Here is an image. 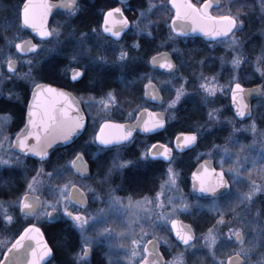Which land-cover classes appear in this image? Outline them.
<instances>
[{
  "label": "flooded vegetation",
  "instance_id": "1",
  "mask_svg": "<svg viewBox=\"0 0 264 264\" xmlns=\"http://www.w3.org/2000/svg\"><path fill=\"white\" fill-rule=\"evenodd\" d=\"M12 7V11L9 10V19H14L18 23L17 30L8 31L5 36L10 33L18 32L21 38L24 40H32L37 44L41 43V39H38L30 31L21 27L17 20L18 9L22 8L23 0H6ZM5 0H0V14L1 5L5 4ZM51 2H58L59 0H49ZM226 0H214L213 7L210 9L213 15L225 14L222 11L223 4ZM160 6L161 0H79L80 11L71 16L68 20V12L63 7H59L53 11L47 22L49 29L60 28L61 40L68 41L69 33L72 31H88L92 28H97L103 25V14L108 8L122 7L123 13L116 14L118 18L127 16L129 24L124 29L122 39H119V44L125 47L130 53L131 59H128L125 63H121L119 59L120 47L112 44L109 41L105 51L101 52L97 47V37L93 36L89 39L88 44L92 45V53L96 55L106 54L110 63L105 64L103 67H94L89 69V74L86 79L80 81H73L69 73L64 72V66L69 60V56L65 53H69L72 48L68 47L69 43L61 46V50L52 61L46 60L42 65V76L45 79L39 83H47L53 86L65 89L72 93L81 105V109L85 116L87 131L71 145L58 149L50 154L47 162L44 165V171H46V165L48 162H55L60 166V179L67 180L69 183L68 196L71 185L75 184L78 189H83L85 205L81 206L80 203H71L69 206L73 211H83L85 215H96V221H93L91 227L100 225L103 219L100 218V212L98 210L103 209L107 219L104 220L106 227H112V224H120L122 229L131 230L128 237V243L137 241L135 251L137 255L133 257L134 262L130 264H141V261L147 256L149 260H152L154 264H173L180 254H183V264H205L208 261V256L205 250L196 249L193 250V246H185L174 238L170 220L179 219L187 226H191L194 230L195 236L202 234L206 230H209L215 226V229H223L228 225H222L218 227L217 221L220 216L224 217L225 221L231 223V225H238L240 217L239 214L240 199L238 194L246 192L247 181L242 177L241 179H235L229 174L227 169L232 168V165L228 164L225 167V176L230 182L231 187L221 188L219 194L213 197L212 193L200 192L198 187L193 188L192 175L193 172L199 167V165L207 162L211 168L219 169L221 165L218 159L206 155H201L200 158H193L190 153L193 149L198 151H205L212 144L220 145L222 140L226 138L224 128H217L212 131L203 126L199 127L202 122H205L206 116L210 110L215 109L216 106H221V96H214V103L209 102V108H204L199 103L197 94L203 92L198 86L201 80V74L205 77L216 76L217 83L228 84L230 83L229 94H226V106L222 113L218 116H227L233 118L236 125H242L245 122L239 121L235 117L231 105V93L234 87L235 81H232L233 76L238 74L239 82L244 85V88H260V95L250 101L249 110L251 117L256 112L260 114L264 113V82L256 77V73L250 70V66L245 70H236L235 68L218 69L216 63H211V57L213 55H219L223 47L221 43L224 39L208 38L198 34H177L175 37L170 36L171 30V18L176 15V9L171 5L170 0H164L163 10H155L149 16V21L153 23L149 26L146 32L140 31L142 28L143 15L141 12L148 7V3ZM193 3L202 4L203 0H192ZM239 0L233 1L230 4L231 12L236 13L239 11ZM242 12L240 19L244 22H250V19L254 15L251 11L253 9L250 6L242 2ZM219 5V8L217 7ZM155 6V7H157ZM67 21V24L64 22ZM141 26V27H140ZM121 25L117 24L116 28L119 30ZM179 27V26H177ZM70 28V29H69ZM23 29V30H22ZM1 30V27H0ZM185 32V31H184ZM240 30H236L235 34H240ZM110 36V34H108ZM246 31L242 33L241 37L244 39L248 37ZM172 38V45L167 44L163 47L160 43H163L168 38ZM101 37L100 39H104ZM248 43L249 47L255 45L256 41H253L255 37L250 38ZM133 41H139L141 48H134ZM250 44V45H249ZM258 49L254 48V52ZM262 51V50H261ZM38 52V50L36 51ZM167 52L170 54L173 62L178 66V72H172L166 74L152 69L149 66L150 59L156 55V53ZM33 55L30 53L25 58ZM72 68L79 67V64H72ZM222 70V71H221ZM221 73L219 74V72ZM41 76V77H42ZM93 77L96 79L93 80ZM187 77V82L183 79ZM172 79L175 92L176 87L180 83L188 89L186 95L181 99L178 107L172 111L166 113L163 106L165 104V94L159 88L162 79ZM152 79L153 84L157 87L161 96L160 103H153L145 99L144 87L148 84V80ZM246 79L247 81L241 80ZM184 81V82H183ZM211 81V80H210ZM212 82V81H211ZM134 84L139 87L138 93L135 95L131 93L130 88ZM34 87V86H33ZM33 89V88H32ZM114 90L117 96V101L112 106L105 108L99 103V97L104 95L105 92ZM22 94L18 96L22 101V105L18 101L4 100V97L0 95V105L7 104V109H0V140L5 137H10L9 141H6L0 146V155H3L5 159L8 158L7 153L11 151L9 144L14 148L15 134L23 128L26 123V107L30 100V94ZM90 96L97 98L96 102H89ZM172 97V96H171ZM15 98V97H14ZM17 98V96H16ZM18 99V100H19ZM20 101V100H19ZM211 101V100H210ZM18 103V104H16ZM19 105V106H18ZM90 105V108H89ZM20 110H16V108ZM136 107V112H133ZM92 108V112L90 109ZM139 108V109H138ZM141 109H151L153 113H162L164 115L165 126L156 132L150 134H143L136 130L133 139L130 142H125L123 146H108L102 147L97 141L91 140V137L95 132L99 131V125L97 127L91 126V116L89 111L94 115L97 114L99 118H102V124L104 119H111L122 124H133L134 120L142 112ZM175 112V115L172 112ZM5 114L10 115V119L1 120ZM184 124L185 127L179 125ZM91 133L89 134V131ZM206 129V131L204 130ZM197 132V141L194 144L187 146L182 150H177L175 147L177 136L180 133L185 132ZM239 138V142L244 138L243 135H239L235 140ZM234 140V141H235ZM159 142V143H157ZM153 144L161 147L159 150H164L163 145L167 144L172 149L171 164L169 160L163 156L151 158L148 163H138L135 166H129L124 169L113 168L111 162L112 153L116 150L123 152L122 159L135 160L140 156L146 148H150ZM87 145V146H85ZM99 148H103L99 151ZM239 148V147H238ZM84 152V160L86 161L88 175L83 177L76 174L68 164V161L75 157L76 152ZM14 155L19 156L23 161L21 164L13 165H0V213L5 214L2 209H8L9 215L14 217L11 223H6L4 217L0 215V246L5 247L3 252L0 253V260H3L5 253L11 248V244L15 242V237L23 231L24 227H27L29 223L36 224L43 230L44 241L52 248V252L49 257L41 262V264H76L74 261V253L81 249L83 244L80 239L79 228L75 226V223L63 213L64 206H59V210L56 211V219L50 221L49 217L43 214L41 211L38 215L25 217L15 206L18 198H22L25 192H29L28 184L32 182V177L37 174L41 161H38L30 156L17 153ZM226 164V162H225ZM172 167L176 173V182L169 183L170 176L168 169ZM111 169V174L109 170ZM67 176V177H66ZM59 184L60 182L57 181ZM198 184V183H196ZM115 189V193L111 192V189ZM225 189V192H224ZM33 194L37 196L42 202L44 198L42 195L33 190ZM118 195L123 198V203L136 204L135 210L138 212L135 223L123 224V213L117 209L116 206H110L109 196ZM202 195H205L202 197ZM209 196V197H208ZM17 198V200H16ZM147 200V203L144 201ZM164 203V211L172 208L173 205H179L182 202L190 204L188 210H178L177 214L180 216L171 215L169 221L162 222L157 219V213L161 212L160 202ZM218 202L219 209L212 207L210 203ZM198 203L200 206H193ZM210 206V207H209ZM51 209H49L50 211ZM114 215L115 217H111ZM104 225V224H102ZM105 226V225H104ZM229 227V226H228ZM69 231L72 237L68 241L67 246L64 248V230ZM5 238H11L10 242L5 241ZM234 241L236 240L234 235ZM148 241H152L149 244ZM196 239L194 241V244ZM134 247V246H133ZM152 250L151 255L145 251V249ZM133 250V249H132ZM132 253V251H131ZM159 253V256L156 255ZM214 255L221 259H224V264H227L229 257L235 256L234 249L229 242L220 240L217 247L214 249ZM88 264H120L113 263L108 256L105 255L104 247L101 244L92 247V253L88 257Z\"/></svg>",
  "mask_w": 264,
  "mask_h": 264
},
{
  "label": "snow or ice",
  "instance_id": "2",
  "mask_svg": "<svg viewBox=\"0 0 264 264\" xmlns=\"http://www.w3.org/2000/svg\"><path fill=\"white\" fill-rule=\"evenodd\" d=\"M170 3L176 9V15L171 18V30L170 36L175 37L177 34L187 35L186 32L180 27H177L176 20L184 19L191 20L194 27L191 29L193 32L199 30L204 34L205 37L215 39H227L228 47L235 50L234 45L239 43V37L235 36L236 30H242L244 26V20L240 19L241 13L237 11L232 13L230 10L225 14H216L213 15L212 9L214 0H203L202 4L193 3L192 0H170ZM161 5H164V0H161ZM59 6L67 10L69 17L76 14L80 11L79 0H59ZM250 6V5H249ZM53 7H57L56 4L42 3L37 5L33 3V0H23V7L18 9L17 20L20 25L27 27L31 26L38 36L41 38V43L37 44L35 42L28 41V46H25V41L21 40L20 43L16 44V47L19 49L20 53H33L38 55L39 53L36 50L41 51H60L61 46L69 43L68 41L61 40V29L54 28L49 29L46 27V19L48 14L51 12ZM219 8V5H217ZM124 9L122 7L108 8L103 14V25L98 26L97 28L89 29L88 31H79L73 30L69 33V36L73 38L71 42L72 51L70 53H65L69 56L68 64L64 66V72L67 74L70 71V77L73 81H80L86 79L89 74V69L94 67H103L105 64L110 63L106 54L96 55L92 53V45L88 44V41L93 36L97 37V47L103 52L108 46L109 41L114 45L120 47L119 59L121 63H125L128 59H131L130 53L125 50L123 45L119 44V39H122L124 29L128 27L129 21L127 16L118 18L116 14L123 13ZM261 12L264 15V0H261ZM143 15V10L141 12ZM121 25L120 29L117 30L116 25ZM23 30V29H22ZM140 31H145L141 28ZM110 34V36L108 35ZM105 37L104 39H100ZM55 38V43L52 48H47L49 42ZM134 48H141L139 41H133ZM264 52V49H262ZM161 53L157 52L151 58V63L156 65L159 63L160 67L173 70V72H178V66L170 59V54H165L169 58L158 59L161 57ZM87 61V62H85ZM244 62L243 57L240 51H236V55L232 58L231 63L235 69H239L240 65ZM29 70L28 72L19 73V76L27 80H32L34 88L32 90V100L27 106V122L24 123L23 128L20 129V132L16 133L17 142L15 148L9 144L11 151L7 153L8 158L5 159L3 155H0V165H13L21 164L23 161L19 156L14 155L16 149H19L21 156L32 153L35 156L40 158V170L37 172V176L44 175V165L47 162L46 158L50 156V150L55 151L54 145L56 147H61L58 141L69 142L73 141L74 137H77L82 131L86 132V121L84 115L80 112L78 104L74 102V97L59 88L53 87L51 84L36 83L35 77L38 72L42 70V65L39 61L28 59L26 61ZM258 67L262 74H264V55L258 58ZM72 64H79V67L71 68ZM6 66L10 75H3L0 72V76L3 79H10L11 75L17 74L16 61L9 57L6 61ZM35 69V72L33 71ZM171 75V73H169ZM96 78L93 77V80ZM187 82L188 78L183 77ZM234 83V88H232V98L233 103L236 104L237 114L240 117L245 116V109L247 104L243 99L244 85L239 82L238 74L232 78ZM202 83L199 87L204 91V93L215 96L217 90L223 91V87L217 83V77L211 76L205 77L201 74ZM212 81L211 83L209 81ZM152 86L153 91L146 92L145 95L152 96L156 99H159L157 92L155 91V86L153 85L152 79L148 80V85L146 87ZM188 89L181 84L179 88L175 89V97L171 99L168 103L171 106L177 105L181 102V98L187 93ZM9 100L19 95L15 91H10L8 94ZM208 95L205 96V100L208 99ZM97 98L95 96H90L89 102H96ZM239 101V102H237ZM117 101V96L114 90H109L104 93V95L99 97V103L108 108ZM141 111H145L141 109ZM147 119H144L142 122V129L145 132H150L155 128L162 127L165 124V120L159 117L156 113H153L151 109H147ZM218 109H212L208 115L212 118L219 119L217 115ZM175 115V112H172ZM4 120L10 119L9 114L3 116ZM137 119H140L137 117ZM252 129L255 130V122L253 121ZM238 131V129H234ZM136 132V126H126L125 124L118 123L111 119H104L102 124H99V131L95 132L91 137V140L98 141L101 146H123L125 142H130L133 139L134 133ZM31 138H34V142H29ZM197 132H185L180 133L177 136V148H183L185 146L194 144L197 141ZM10 137H5L3 140H0V146H2L6 141H9ZM159 143V142H157ZM87 146V145H85ZM216 148H223L225 154H229V149L222 145H215ZM156 144H153L150 148H146L143 152L140 153V156L135 160L131 159H120L117 156L113 162V168L124 169L129 166H135L138 163H148L151 161V158L163 156L169 160L171 164L172 149L169 148L167 144L163 145L164 150L156 151ZM99 151H102L103 148H99ZM240 157L237 156L236 163L239 164ZM77 161H81L86 165L84 160V152H76L75 157L68 161L70 165H76ZM221 165L224 164L223 157L220 161ZM230 172H233L234 178L240 174V167L229 168L227 169ZM78 171L87 172V167L78 169ZM225 167L221 166L219 169L210 168L205 162L203 165V174L196 172L193 173V180L198 181V184L194 183L193 188L199 189L203 193H212L213 197L219 194L221 188L231 187L230 182L225 176ZM170 180L169 183L176 182V173L173 168L170 166L168 169ZM111 174V169L109 170ZM49 176L51 174H48ZM37 180V177H32V182L28 184L29 192H25L22 198H18L16 203L19 205V211L25 216L38 215L41 211L47 217H51L53 213L59 210V200H48L42 202L38 197L31 196L30 193L34 190V184ZM69 184H64L58 186V194L65 201L64 207L62 209L71 220L75 223V226L78 227L82 232H86V225L89 224V221H96V215L87 216L83 211H73L69 206L70 200H75V197H70L64 195L62 189L66 190L69 188ZM71 187L76 188L75 184H72ZM81 193V199H83V189H78ZM115 189H111L112 193H115ZM258 193L264 194V185L258 184L256 181H252V184L247 192L239 193V199L241 202L251 204L253 198L257 196ZM148 201L145 200L144 203ZM110 206H117L123 204V198L118 195L109 196ZM132 201L129 199V205ZM212 207L219 209V203L214 202ZM2 207V206H0ZM190 204L187 202H182L179 205H173L171 209L164 211V203L161 200L160 208L161 212L157 213V219L162 222L169 221L171 215L177 214L178 210H188ZM49 209H51L49 211ZM5 213L4 220L6 223H11L14 219L12 215H9L8 209H2ZM98 212L103 213L104 210H98ZM261 214H264V210H261ZM224 217L220 216L217 223H223ZM171 227L175 230V234L181 241H183L185 246H194V241L196 239L194 230L191 226H182V222L179 219L170 220ZM113 229L111 227H104L99 230V233L96 237L85 236L84 242L81 246V249L75 252L74 258L79 261V264H88V257L92 253L93 242L97 240H102L105 236L110 235ZM227 236L231 237L235 235L236 240L240 241L241 244L244 243V233L241 229H229ZM34 240L36 243L35 247H31V259L28 261V264H41L45 256H48L52 252V248L44 241L43 230L39 228L36 224L29 223L27 227L23 228V231L15 237V242L11 244L9 252L12 248H21L25 240ZM218 239V234L216 232L215 226L208 230V233L204 235V240L209 244V247H214ZM5 241L10 242L11 238H5ZM3 243V241H0ZM137 241H133V250L132 256L135 257L137 252L135 251V246ZM149 244H152V241H148ZM151 255L149 249H145ZM244 253V255H242ZM159 256V253H156ZM244 248H241L235 253L236 259L233 260L232 257H229V264H247L245 259ZM7 260V253H5V260H0V264H5ZM141 264H154L152 260H149L146 256ZM173 264H183V254H180ZM223 264V262H221Z\"/></svg>",
  "mask_w": 264,
  "mask_h": 264
},
{
  "label": "rangeland",
  "instance_id": "3",
  "mask_svg": "<svg viewBox=\"0 0 264 264\" xmlns=\"http://www.w3.org/2000/svg\"><path fill=\"white\" fill-rule=\"evenodd\" d=\"M236 0H226L224 2V6L222 8L223 13H227L229 10L231 11L230 4ZM242 2L247 3L250 5V8L253 7L252 13L254 14L252 18L250 19V22L248 21L247 23L244 22L243 26V31L245 30L246 33H249L248 37H245L244 39L241 37L242 33L240 30V34L236 35L239 37V43L237 45H234L235 50L233 48L228 47V41L227 39H224L223 42L221 43L223 49L220 52L219 55H213L211 57V63H216L218 64L217 67L218 69H228L234 68L231 60L232 58L236 55V51H240L241 55L243 57L244 62L240 65L238 70H245L246 67H249L250 70L255 71L256 77L260 78L264 82V74L261 73L258 67V58H260L262 55H264V52L261 50L264 49V15H262L261 12V0H239V12H242ZM151 2L148 3V7L145 8L143 12V21H142V28L145 29L146 32L149 28V26L153 23V21H149V16L152 14L155 10H163L162 5L157 6L155 4H151ZM157 6V7H155ZM153 10V12H152ZM152 12V13H151ZM72 17H68L69 21ZM67 21H64L67 24ZM141 27V26H140ZM70 29V28H69ZM72 32V29L70 30ZM78 36V35H77ZM68 47H71V42L73 41V38L68 36ZM255 37L253 41L255 42V45L252 47L248 46V43L251 41L250 38ZM24 40V38H21L18 32L10 33L9 35L6 36L4 43L0 45V54L6 52L9 53L5 58L1 59L0 61V72L3 73V75H10L9 72H6V61L9 57L11 59L16 60L18 62L17 65V74L11 75L10 79H3L2 76H0V95L4 97V100L8 101H18L20 105H22L21 99L18 98V96L25 94H29L30 90H32L34 84L32 80H27L24 79L23 77L19 76V73L22 72H28L29 67L26 63L28 59H33L36 61H39L41 65L45 63L46 60L52 61L54 59L59 51H41L38 50V55H31L27 58H21L17 56L14 53V47L16 43L19 41ZM173 39L170 37L167 40H165L163 43H160V46L163 47L167 44L172 45ZM55 43V38H53L49 44L47 45V48H52ZM250 45V44H249ZM258 49L256 52H253V50ZM72 51V50H71ZM70 51V52H71ZM69 52V53H70ZM1 58V56H0ZM68 64V60L66 61ZM87 62V61H85ZM43 66V65H42ZM72 68V66H71ZM237 70V69H236ZM35 72V69H33ZM222 71V70H221ZM219 72V74L221 73ZM237 75V74H236ZM41 76H42V70L36 74L35 77V82L39 83L41 81ZM211 77V76H207ZM244 80V79H243ZM234 81V80H232ZM184 82V81H183ZM211 83V81H209ZM202 83V80L199 81L198 86ZM181 84L180 83L176 88H179ZM223 87V91L217 90L215 96H221L222 98H217L221 99L220 102L223 103L220 107L215 105V109H218V113H222L226 106V100L225 96L226 94H229L230 86L231 84H223L219 83ZM173 80L172 79H162L159 85V88L163 93L165 94V104L163 106L164 111L169 112L172 111L178 107L179 104L171 106L169 105V101L175 97V92L173 90ZM131 93H134L135 95L138 93L139 87L137 84H134L133 87L130 88ZM10 91H15L19 93L17 98H13L12 100H9L8 98V93ZM186 95V94H185ZM184 95V96H185ZM208 95L206 93L200 92L197 94L199 103L204 106V108H209L210 104L209 102H213L212 100L216 99L214 96L208 95V99L205 100V96ZM172 96V97H171ZM183 96V97H184ZM182 97V98H183ZM181 98V99H182ZM20 101H19V100ZM211 100V101H210ZM16 103V104H18ZM19 106V105H18ZM90 108V105H89ZM0 109H7V104H2L0 105ZM139 109V108H138ZM16 110H20L18 107ZM207 110V109H206ZM92 112V108L90 109ZM89 111L91 118V126L97 127L100 122H102V118H99L97 114H92ZM133 112H136V107ZM1 120L3 121V117H1ZM253 121L255 122V130L252 129V124ZM209 129L210 131L217 129V128H224V132L226 133V138L222 140V143L220 145L225 146L229 149V154H225L223 148H216L214 147L216 144H212L207 148L205 151H198V149H193L190 153V155L193 158H200L201 155H206L218 159L219 164L221 165V157H223L224 164L221 166L227 165L228 164L232 165V168H236L237 166L240 167V174L238 176H235V179L238 178H244L247 182V190H249L252 181H256L258 184L264 185V127L261 128L258 126L257 122L255 119H251L247 121L246 123L242 125H236L235 121L233 118L227 117V116H219V119L211 118L209 119L207 116L205 118V122H202L199 127L203 126ZM234 129H238V131H234ZM91 130L89 131V134L91 133ZM206 131V129H204ZM239 135H243L244 138L239 142V138L237 140L236 137ZM235 140V141H234ZM239 147V148H238ZM119 156L120 159L123 158V152L121 150H116L112 153V160L111 162H114L115 158ZM237 156L240 157L239 159V164L236 163ZM226 162V164H225ZM113 165V164H112ZM39 169L40 166H37ZM46 167V171H44V175L37 176L35 174V177H37V180L34 184V191L40 193L42 197L44 198V202L48 200H59V206H64L65 201L63 198L58 194L57 188L58 186H62L64 184H69L67 180L63 179L61 180L60 177V166L57 165L55 162H48ZM39 171V170H38ZM229 174H231L234 177V173L227 171ZM48 174H51L50 176ZM67 177V176H66ZM59 181L60 184L57 182ZM64 195H68V189L64 190ZM33 193V191L31 192ZM17 200V198H16ZM242 206L240 207L239 214L243 215L240 217V221H238V225H231L230 222L225 221L223 223H218V227L221 228L222 225H228L226 228L223 229H216V232L218 234V239L216 241V244L214 247H209V244L205 242L204 240V235L208 233V230L203 232L202 234L198 235L196 238V242L193 246V250L196 249H203L205 250L207 256H208V261L205 264H221L223 262L224 264V259H221L218 256H213L214 255V249L217 247L218 242L220 240L229 242L230 245H232L234 252L236 253L239 251L241 248L245 249V252L247 255H245V259L247 261V264H264V214H261V210H264V194L258 193L256 197L253 198V202L251 204H247L245 202H241L240 204ZM202 205V204H200ZM198 203L193 204V206H200ZM210 205H213V203H210ZM15 206L18 208V204H11L10 205ZM136 204H122V205H117V209L123 213V224H128L129 228L131 229L130 224L137 222L136 217L138 216V212L135 210ZM210 207V206H209ZM4 217L5 214L0 213ZM100 218L103 219V222L100 223V225L97 226H92L91 224L93 221H89V224L86 225V232H82L79 229V234H80V239H82V242H84L85 236H93L96 237L99 233V230L106 227L105 221L107 218V215L105 213H101ZM175 216H180L179 214H176ZM111 217H115L114 215H111ZM104 224V225H102ZM113 226L111 227L113 229L112 233L110 235L105 236L102 240H97L93 242V247L99 244L104 247V252L105 255L109 257L111 262L115 263H120V264H130L134 262L133 256H132V249L133 246L131 243H128V237L127 234L130 233L131 230H124L120 226V224H112ZM241 229L244 233V243L241 244L240 242H235L234 241V235L229 237L226 234L228 233L229 229ZM5 247L0 246V253L3 252ZM244 255V253H242ZM75 260V259H74ZM76 264H79V261L75 260L74 261Z\"/></svg>",
  "mask_w": 264,
  "mask_h": 264
},
{
  "label": "water",
  "instance_id": "4",
  "mask_svg": "<svg viewBox=\"0 0 264 264\" xmlns=\"http://www.w3.org/2000/svg\"><path fill=\"white\" fill-rule=\"evenodd\" d=\"M50 3V4H56L57 7H53L51 9V12L48 14L47 16V19H46V27H47V22H48V18L50 16V14L55 11L56 9H58L59 7V1L58 2H51L49 0H33V3L37 4V5H40L42 3ZM172 5V4H171ZM23 7V6H22ZM176 25L179 26L180 28H182L186 33L188 34H198V35H203L204 34L202 32H200L199 30L193 32L191 29L194 27V25L192 24V21L191 20H184V19H177L176 20ZM21 27L25 30H28L30 31L32 34H34L38 39H41L39 36H38V33L35 32V30H33L31 28V26H27V27H24L21 25ZM209 38V37H208ZM25 41V46H28V41L29 40H23ZM32 42V40H30ZM20 43V42H18ZM17 43V44H18ZM15 51L21 55V56H26L28 54H30L31 52L29 53H20L19 52V49L16 47L15 45ZM37 51V50H36ZM161 57L158 58V59H164V58H169L168 56H166L165 54H168L167 52H162L161 53ZM170 59L172 60L171 56H170ZM173 61V60H172ZM149 66L154 69V70H157V71H160V72H163V73H166V74H169V73H172L173 70H169V69H165V68H162L160 67L159 63L156 64V65H153L151 63V59L149 61ZM16 68H17V62H16ZM6 70L8 71L7 69V66H6ZM43 84H47V83H43ZM148 85V84H147ZM154 85V84H153ZM155 86V85H154ZM55 88H59V87H56V86H53ZM234 88V87H233ZM59 89H62V88H59ZM33 90V89H32ZM68 93H70L69 91L65 90V89H62ZM153 91V88L152 86H149V87H144V97L145 99H147L148 101L150 102H153V103H160L161 101V96L159 94V91L157 89V87L155 86V91L157 92L158 96L160 97L159 99H156L152 96H149V95H145L146 92H151ZM261 91H260V88L259 87H253V88H244V91H243V99L245 101V103L247 104V108L245 109V116L244 117H240L238 116L237 114V109H236V104L233 103V98H232V93H231V105H232V108L234 110V113H235V117L240 120V121H244V120H247L249 117H250V110H249V105H250V101L255 99L256 97H258L260 95ZM75 99H74V102H76L78 104V107L80 108V112L83 114V111L81 109V105L79 103V101L77 100V98L72 94L70 93ZM32 100V91H31V94H30V100L28 102V104L31 102ZM239 102V101H237ZM27 104V106H28ZM159 117L163 118L164 119V115L162 113H156ZM84 115V114H83ZM85 117V116H84ZM138 117L140 119H135L133 124H125L126 126H136V130H138L139 132L143 133V134H150V133H153V132H156V131H159L161 130L165 124L162 126V127H158V128H155L153 129L152 131L150 132H145L141 125H142V122L144 119H147V111H142ZM86 121V120H85ZM26 122H27V107H26ZM20 132V131H19ZM83 134V131L78 134L77 137H74V140L73 141H69V142H63V141H58V143L61 145V147H56L55 145L53 146L55 148V151L58 150V149H61V148H64L66 146H69L71 145L72 143H74L81 135ZM16 142H17V136H15V139H14V148L16 146ZM29 142H34V138H31ZM97 143L99 144V142L97 141ZM176 144H177V139H176V143H175V147H176ZM101 146V145H100ZM111 146V145H110ZM189 146V145H188ZM102 147H108V146H102ZM187 146L183 147V148H177V150H182L184 148H186ZM161 147L159 146H156V148L154 150L156 151H160ZM16 152L20 154V151L19 149H16ZM54 151L50 150V154L53 153ZM27 156H30L38 161H40V158L35 156V154H32V153H28V154H25ZM203 162H210V161H203ZM205 163L199 165V167H197V169L193 172V173H196V172H199L201 174H203V165ZM87 167V165L83 164L81 161H77V164L76 165H71V168L75 171L76 174H79L83 177H86L88 175V171L87 172H84V171H78V169H81L83 167ZM210 167V166H209ZM211 168V167H210ZM192 180H193V175H192ZM194 183H198V181H194ZM224 192H225V189H224ZM31 196H34V197H37L33 194H30ZM69 196L70 197H75V200H70L71 203H80L81 206L85 205V202H84V194H83V199H81V193L78 191V188H71L70 189V192H69ZM205 196V195H202V197ZM209 197V196H208ZM22 214V213H21ZM23 215V214H22ZM24 216V215H23ZM57 215L56 213H53V215L51 217H49V220L52 221L54 219H56ZM182 226H187L186 224L182 223ZM172 231H173V235H174V238L179 241L180 243L184 244L183 241H181L179 239V237L176 236L175 234V230L172 228ZM36 246V243L34 240H31V239H28V240H25L23 242V246L21 248H12V250L9 252V250L6 252L7 253V260L5 261V264H28V261L31 259V247H35ZM49 257L48 256H45L43 260L47 259ZM233 260L236 259L235 256H232ZM3 260H5V256L3 258ZM42 262V261H41ZM227 264H229V260H227Z\"/></svg>",
  "mask_w": 264,
  "mask_h": 264
},
{
  "label": "trees",
  "instance_id": "5",
  "mask_svg": "<svg viewBox=\"0 0 264 264\" xmlns=\"http://www.w3.org/2000/svg\"><path fill=\"white\" fill-rule=\"evenodd\" d=\"M9 10L12 11V7L8 3V1H6L5 4L1 5V14H0V27H1V30H0V45H2V43H4V40L6 38V36H5L6 32L17 30L18 23L14 19H9ZM241 32H245V30L244 31L241 30ZM7 55H9V53L4 52V53L0 54V56H1L0 61H1V59L5 58ZM41 79H43L45 81L46 80H50V79H45V77H43V76L41 77ZM241 81L243 82V81H247V80L246 79L245 80L242 79ZM243 83H245V82H243ZM245 84H247V83H245ZM253 119L256 120V122H257L259 127H261V128L264 127V113L260 114L259 112H256L255 115L253 116ZM179 126L180 127H185L184 124H181ZM63 238H64V241H63L64 248H65V246H67V244H68L67 240H70L72 238L70 236V234H69V231L66 228L64 230Z\"/></svg>",
  "mask_w": 264,
  "mask_h": 264
}]
</instances>
